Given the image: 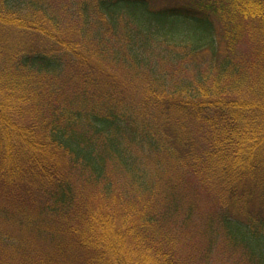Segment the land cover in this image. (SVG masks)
Segmentation results:
<instances>
[{
	"label": "trees",
	"instance_id": "trees-1",
	"mask_svg": "<svg viewBox=\"0 0 264 264\" xmlns=\"http://www.w3.org/2000/svg\"><path fill=\"white\" fill-rule=\"evenodd\" d=\"M220 250L264 264V0H0V264Z\"/></svg>",
	"mask_w": 264,
	"mask_h": 264
},
{
	"label": "rangeland",
	"instance_id": "rangeland-1",
	"mask_svg": "<svg viewBox=\"0 0 264 264\" xmlns=\"http://www.w3.org/2000/svg\"><path fill=\"white\" fill-rule=\"evenodd\" d=\"M199 62V67L201 68H205L207 66V64L209 63V59L205 60V58L203 56H200V58H198ZM180 75H182V77L186 78V80H188L189 76H192L191 73H187L185 71H180L179 72ZM199 208L201 211H206L208 209V205L206 204V200H205V194L202 193L201 195V200L199 202ZM199 208L196 210L197 215L199 214ZM218 249V248H217ZM216 258L214 260H218L221 264H222V259L224 260V262L228 261L229 264H233L235 260H238V253L234 252L232 255L229 252H225V250H220V252H216Z\"/></svg>",
	"mask_w": 264,
	"mask_h": 264
}]
</instances>
